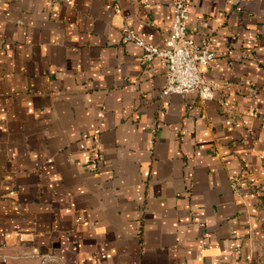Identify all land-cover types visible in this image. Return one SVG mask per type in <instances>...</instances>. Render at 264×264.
<instances>
[{
	"label": "crops",
	"instance_id": "0c3cea01",
	"mask_svg": "<svg viewBox=\"0 0 264 264\" xmlns=\"http://www.w3.org/2000/svg\"><path fill=\"white\" fill-rule=\"evenodd\" d=\"M174 1L0 0V264H264V0H191L213 100L121 42Z\"/></svg>",
	"mask_w": 264,
	"mask_h": 264
},
{
	"label": "built area",
	"instance_id": "2783aa9c",
	"mask_svg": "<svg viewBox=\"0 0 264 264\" xmlns=\"http://www.w3.org/2000/svg\"><path fill=\"white\" fill-rule=\"evenodd\" d=\"M190 2L191 0L174 1L169 33L161 46L145 42L128 28H123L121 42L133 43L139 47L143 64H150L156 59L165 62L162 96L195 93L201 100H213L215 93L204 70L211 65L215 53L207 44H198L189 35L187 10ZM233 186H237L235 181Z\"/></svg>",
	"mask_w": 264,
	"mask_h": 264
}]
</instances>
